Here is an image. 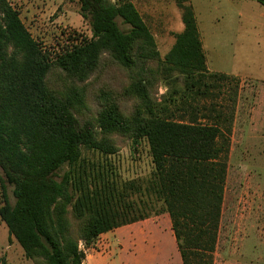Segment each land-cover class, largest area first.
Listing matches in <instances>:
<instances>
[{
	"label": "trees",
	"instance_id": "16d2710c",
	"mask_svg": "<svg viewBox=\"0 0 264 264\" xmlns=\"http://www.w3.org/2000/svg\"><path fill=\"white\" fill-rule=\"evenodd\" d=\"M79 1L92 35L54 52L9 0H0V216L35 264H84L81 243L166 211L182 263L212 264L235 100L230 108L217 101L208 110L198 97L213 95L214 83L218 97L236 78L208 71L191 0H178L184 27L164 58L133 0ZM109 64L128 83L119 94L101 89L90 115L86 82ZM174 70L185 83L176 103L180 118L160 115L151 94L164 73L175 81ZM125 96L135 98L131 112L122 107ZM201 109L208 112L200 117ZM118 135L137 145L147 141L154 163L149 176L119 180L110 164L87 157L88 151L116 153Z\"/></svg>",
	"mask_w": 264,
	"mask_h": 264
},
{
	"label": "rangeland",
	"instance_id": "374dc122",
	"mask_svg": "<svg viewBox=\"0 0 264 264\" xmlns=\"http://www.w3.org/2000/svg\"><path fill=\"white\" fill-rule=\"evenodd\" d=\"M9 1L34 37L50 51H61L75 38L92 35L90 20L82 15L79 0ZM133 2L164 58L175 43V33L184 27L178 0ZM191 2L208 71L236 78L221 87L218 97L217 83L209 85L213 95L198 97V104L208 110L217 101L230 108L235 100L222 215L212 264H264V5L256 0ZM118 22L124 29L129 27L121 17ZM168 76L164 73L163 78L153 82L151 94L162 108L160 115L180 118L176 103L185 92V83L176 70L174 82ZM86 83L90 109L87 112L95 115L99 107L96 94L101 89L119 94L127 85L128 76L117 65L109 64ZM120 100L125 111L134 109L135 98L125 96ZM207 109L199 110V116ZM117 138L120 147L116 153L88 151L87 157L110 164L119 180L149 176L154 163L147 141L142 139L137 145L129 138ZM2 191L0 181V206L4 203ZM7 191L14 202L13 185L8 184ZM81 247L86 254L84 264H182L166 211L101 233L92 244L81 243ZM2 259L9 264H35L0 216V264Z\"/></svg>",
	"mask_w": 264,
	"mask_h": 264
},
{
	"label": "crops",
	"instance_id": "0c3cea01",
	"mask_svg": "<svg viewBox=\"0 0 264 264\" xmlns=\"http://www.w3.org/2000/svg\"><path fill=\"white\" fill-rule=\"evenodd\" d=\"M182 260V259H181ZM183 264V263H182Z\"/></svg>",
	"mask_w": 264,
	"mask_h": 264
}]
</instances>
